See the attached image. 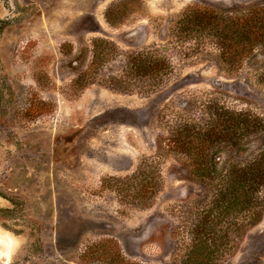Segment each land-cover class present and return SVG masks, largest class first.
Returning a JSON list of instances; mask_svg holds the SVG:
<instances>
[{
  "label": "rangeland",
  "instance_id": "1",
  "mask_svg": "<svg viewBox=\"0 0 264 264\" xmlns=\"http://www.w3.org/2000/svg\"><path fill=\"white\" fill-rule=\"evenodd\" d=\"M252 1L0 0V264H175L210 196L167 150L169 125L216 103L264 119V54L228 70L172 29L190 5ZM150 46L171 64L156 83L127 67ZM140 164L161 174L145 206ZM220 264H264V213Z\"/></svg>",
  "mask_w": 264,
  "mask_h": 264
},
{
  "label": "trees",
  "instance_id": "2",
  "mask_svg": "<svg viewBox=\"0 0 264 264\" xmlns=\"http://www.w3.org/2000/svg\"><path fill=\"white\" fill-rule=\"evenodd\" d=\"M116 16L115 6L105 14L109 22ZM173 28L175 37L208 45L213 60L233 70L264 54V0L232 10L190 5ZM155 52L150 46L130 53L127 67L133 78L156 83L166 75L170 60ZM92 56L101 57V53ZM262 76L264 80V70ZM165 140L169 152L185 157L187 172L209 189L210 196L185 226L186 239L174 263L220 264L235 253L264 213V119L216 103L203 118L175 119ZM131 178L132 198L141 206L161 190V174L141 164Z\"/></svg>",
  "mask_w": 264,
  "mask_h": 264
},
{
  "label": "bare ground",
  "instance_id": "3",
  "mask_svg": "<svg viewBox=\"0 0 264 264\" xmlns=\"http://www.w3.org/2000/svg\"><path fill=\"white\" fill-rule=\"evenodd\" d=\"M0 242L2 245H5L9 248L11 247L12 239L7 233H4L0 230Z\"/></svg>",
  "mask_w": 264,
  "mask_h": 264
}]
</instances>
